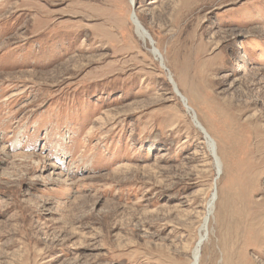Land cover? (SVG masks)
Segmentation results:
<instances>
[{
	"label": "rangeland",
	"instance_id": "rangeland-1",
	"mask_svg": "<svg viewBox=\"0 0 264 264\" xmlns=\"http://www.w3.org/2000/svg\"><path fill=\"white\" fill-rule=\"evenodd\" d=\"M200 237L198 264H264V0H0V264Z\"/></svg>",
	"mask_w": 264,
	"mask_h": 264
},
{
	"label": "bare ground",
	"instance_id": "bare-ground-1",
	"mask_svg": "<svg viewBox=\"0 0 264 264\" xmlns=\"http://www.w3.org/2000/svg\"><path fill=\"white\" fill-rule=\"evenodd\" d=\"M130 16H131L132 22H133V24L135 26L136 33L141 38H143L145 40H149V42H150V44L152 46L153 53L156 56H158L161 59V61H162L163 55L161 54L160 50L155 47L151 35L141 25V23L139 22L138 18L135 16V14L130 15ZM173 85H174V92L179 97V99L183 102L184 106L187 108V111L192 114V119L194 120L195 125L203 133V135H204V137H205V139H206V141H207V143H208V145L210 147V150L212 152H214V146H215L214 139L211 137V135L209 134V132L207 131V129L199 122V120L196 117L195 111L191 107H189L187 105V98H186V96L181 91H179V89L177 88V86L175 85V83ZM213 156H214L215 167H216L217 172L219 174L220 171H221L222 162H221V160L219 159V157L215 153H213ZM209 206L211 207V202H210ZM201 243H202V237H200L199 240L196 243V246H195V249L193 251V255H192V259H191V263L190 264H198V262H199V251H200L199 249H200Z\"/></svg>",
	"mask_w": 264,
	"mask_h": 264
}]
</instances>
